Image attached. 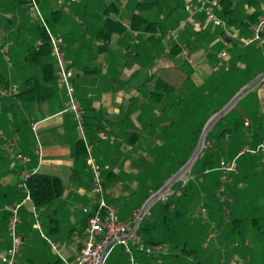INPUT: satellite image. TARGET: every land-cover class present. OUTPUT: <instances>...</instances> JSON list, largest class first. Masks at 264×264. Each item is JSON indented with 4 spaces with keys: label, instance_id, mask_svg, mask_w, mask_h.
<instances>
[{
    "label": "crops",
    "instance_id": "1",
    "mask_svg": "<svg viewBox=\"0 0 264 264\" xmlns=\"http://www.w3.org/2000/svg\"><path fill=\"white\" fill-rule=\"evenodd\" d=\"M38 1L46 20L55 14L54 22L48 25L54 29L53 34L63 40V51L74 72L76 95L86 116L93 156L102 166L109 167L104 171L107 199L123 220L140 212L150 198L141 202L144 197L143 192L139 193V187L148 176L150 163L157 158L159 147L175 144L177 140L183 142L187 131L203 120L204 114L211 115L216 109L213 101L225 87L228 86L224 101L227 106L245 86L264 75V46L243 45V41L252 36L258 18L264 15V0H231L227 11L232 24L223 18L220 2L217 14L226 22L225 28L214 27L202 14L190 17L185 9L189 0H185L182 16L174 25L187 19L189 25L171 39L166 38L167 31L178 25L163 32L156 25L148 32H137L131 27L135 14H142L154 23L152 5L157 3L154 0H82L80 4L71 5L67 0L64 5H59L60 0ZM29 3L30 0H0V80L3 81L0 85V259L10 245L8 215L2 208L24 198L25 190L19 187L22 173H32L38 168L37 173L60 178L65 189L62 198L48 207L37 210L32 201L25 205L20 226L24 238L22 252L26 257L22 264H64L34 225L38 220L42 233L57 243L62 255L72 261L85 241L87 218L95 210V197L87 160L76 157L80 140L73 117L63 113L65 96L58 86L52 54L50 58L42 59V63L31 56V50L39 49L43 41L41 27L31 20ZM137 3L144 5L137 8ZM107 17L119 20L125 30L114 33L109 44L101 49L104 42L98 39L97 33ZM175 45L180 48L178 54L164 53L167 47L173 49ZM184 47H188L195 58V67L182 57ZM223 52L227 53L226 58L221 57ZM43 64L52 65L53 71L45 70ZM221 64L228 66V70L220 67ZM249 74L257 77L247 83ZM52 76L54 81L46 80ZM159 82L168 87H158ZM35 85L36 89L29 93ZM34 123L38 124L37 135L32 130ZM226 129L229 131L224 133ZM15 136L18 137V149L9 153L4 145ZM36 137L43 152L41 164ZM211 141L215 146L219 145L223 154L221 159L230 160L244 149L255 148L264 142V78L223 117ZM17 151L29 162L24 164L18 159ZM243 157L236 160L237 185L229 196L223 195L227 205H232L228 208L229 220L231 218L241 226L246 220L239 212V208H243L239 201H247L246 205L254 209L257 216L253 222L258 223L259 216L263 220L261 204L253 199V194L259 196L258 193L264 192L261 190L264 186L263 159L253 155L251 159ZM259 171L261 178H258ZM189 173L183 186L189 180H198L194 171ZM202 181L205 187H210L211 181H208L209 185ZM145 192L156 193L151 186ZM174 193L172 187L165 198L171 199L168 213L178 215L181 230L178 229L174 237L168 235V240L173 243L153 246L147 245L137 230L136 240L131 245L133 251L141 253L139 264H182L180 259L185 256L175 257L185 247L191 232L189 219L196 222L200 231L208 226L206 233L198 238V246L207 248L202 240L218 220L221 201L213 197L214 201L206 205L204 200L209 193L205 190L201 192L200 202L197 198L195 203L187 198L179 200L173 197ZM215 201H218V208H211ZM164 202L165 199L155 202L147 215ZM202 210L206 213L199 216ZM29 215H33L31 223L27 220ZM62 218L68 230L61 228ZM115 247L108 260L113 257ZM143 248H150L152 253L143 252ZM122 256L124 259L125 254ZM120 262L130 264L127 260ZM17 264H20L19 260Z\"/></svg>",
    "mask_w": 264,
    "mask_h": 264
},
{
    "label": "built area",
    "instance_id": "2",
    "mask_svg": "<svg viewBox=\"0 0 264 264\" xmlns=\"http://www.w3.org/2000/svg\"><path fill=\"white\" fill-rule=\"evenodd\" d=\"M221 1L222 0H189L185 6V9L190 17H193L197 14H202L214 27L225 28L227 25L226 22L223 21L217 14V6ZM81 2L82 0H67V3L70 5L80 4ZM58 3L59 5H64L65 2L64 0H60ZM29 6L32 22L42 27L48 35L51 45V54L57 67L56 76L58 86L63 91L65 96L63 113L71 115L76 123V130L79 136V140L83 143L86 150V160L88 164V170L92 179V191L95 197V210L88 215L85 241L82 248L80 249L79 255L74 260L70 261L66 259L62 255L60 246L42 233L41 226L38 220L34 225V229L40 232L41 237L50 244L52 250L59 257V259L63 261L64 264H108L110 253L116 245H122L125 248V252L130 255V264H138L133 254V247L131 245V242L134 243L136 240V233H134V229L137 222L139 221L140 212H136L130 218L123 220L120 218L119 212L116 207L108 201L105 188L104 171L108 170L109 167L102 166L93 156L92 147L90 146L87 137V123L84 111L76 95L74 72L71 70L69 62L66 59L65 53L63 51V40L62 38L57 37L53 34L42 14L39 1L30 0ZM188 25V19L180 21L179 25L176 28L169 29L167 31L166 38L171 39L175 36L180 35L184 28H186ZM243 45L245 47L256 45L260 48L264 46V15L258 18L253 27L252 36L244 40ZM228 47L231 48V44H228ZM171 52V47H167L164 50V53L167 55L171 54ZM181 55L192 67L196 66V60L188 47H184L181 50ZM226 56V52H223L221 54L222 58H226ZM220 67H225V69L228 70V66L224 64H221ZM245 124L248 125V122H246ZM37 125L38 124L36 123L32 125V130L36 135ZM37 142V156L39 164H41L43 161V152L41 143L38 138ZM4 147L9 153L15 152L18 149V137L15 136L8 140ZM244 153H249L253 156H264V142H262L255 148L244 149L234 160L227 161L226 159H221L218 170L222 174V185L219 187L217 193L221 204H227V200L223 197L225 193V185L226 183L230 182L229 176L232 173L237 172L236 160L239 157L243 156ZM16 157L22 160L24 164L29 162V159L25 157L21 152H18L16 154ZM262 159L264 162V157ZM38 170L39 169L37 168L32 173H22L19 187L25 190L24 198L18 203L7 205L2 208L8 215V229L11 242L10 247L6 250V252L0 259L1 264H17L21 249L24 245V238L20 232L21 210L23 206L32 201L27 182L30 179L31 175L37 173ZM165 197L166 195L161 199L166 200ZM148 211L145 216L148 214ZM85 212L87 211L85 210ZM205 213L206 210H202V212L198 215H204ZM36 218H38V216H36ZM228 219V209L224 207L223 220L228 221ZM212 228L214 230L209 234V237L206 239L204 244L206 247L208 246V243L210 241L215 240L218 237L215 223L213 224ZM142 251L148 254L152 253V250L150 248H143ZM242 263L243 262L236 258H233L230 261V264Z\"/></svg>",
    "mask_w": 264,
    "mask_h": 264
},
{
    "label": "trees",
    "instance_id": "3",
    "mask_svg": "<svg viewBox=\"0 0 264 264\" xmlns=\"http://www.w3.org/2000/svg\"><path fill=\"white\" fill-rule=\"evenodd\" d=\"M230 2H231V0H222L221 1V4L223 6V10H224L222 16L224 19H226L228 24H232L230 12L227 11L228 10L227 4ZM142 5H144V4L137 3L136 7L139 8ZM109 10H110V8H108L107 13ZM53 17H55V14H52L51 19ZM51 19L48 18V20H46L47 23H49V24L53 23L54 21H53V19L52 20ZM154 25H155V23L149 22V20L146 19V17H144L142 14H135L133 16L132 22H131L132 29L134 31H137V32H141V31L148 32L150 27L154 26ZM40 30H41V39H42L43 43L39 47V49H32L31 50V56H35L42 63V61H43L42 59H48L51 57V45H50V41H49L48 35L45 32V30L42 27ZM124 30H125V28L119 20H113V19L107 17L103 27L97 33L98 39H100L101 41L104 42V46L101 49H104L109 44L110 38L114 33L122 32ZM164 34L165 33H163L162 35H164ZM179 52H180L179 46L175 45V47L172 49L171 54L175 55V54H178ZM43 68L45 70L50 69V71H53L52 65H50V64L49 65L43 64ZM256 77L257 76L254 74H249L246 76V80H247L246 82L250 83V82L254 81L256 79ZM54 78L55 77L52 76L50 79L46 78V80L54 81ZM2 83H3V81L0 80V85ZM35 84L37 85V83H35ZM36 85L34 87H31L28 90V92L31 93V91H34L33 89H36L35 88ZM158 87L167 88L168 85L163 83V82H159ZM37 101H40V99H38V97H37ZM224 106H225V104H223L219 108L213 110L211 115L209 117H207L206 119L201 120L199 122L197 121V125L193 126V129L190 130V133H189L190 141L188 143L184 144V148L187 149V154H186V158L184 160H182V162H181V166H180L181 168L193 156V154H194V152L198 146L201 134L203 132V128H204L205 124L207 123V121L209 120V118L211 116L215 115L217 112L221 111L224 108ZM222 119L208 133V135L206 137L205 148H204L203 152L201 153L197 162L192 167L191 172L196 170L198 176H201V177L209 176V174H211L213 171L220 172L218 170V168H219L221 159L217 160V158H216V151L217 150L215 149V144L211 140L214 136V133H215L217 126L221 123ZM227 131H229V129L224 130V133ZM76 157L82 158V160L85 159V161H86V150H85V147H84L82 142L78 143L77 150H76ZM171 177H172V174L169 177L165 178L164 181L155 183L153 186H151L152 191L157 192L158 190H160L165 185L166 181H168ZM27 183H28V188H29L30 193H31L32 202H33V204L37 210L48 207L54 201L62 198V196L64 194L65 188H64V185L62 183V180L56 176H50V175H45V174H41V173H35V174L31 175V177ZM173 188L175 189V193H174L173 197H177L179 200H182L184 198L191 200L192 198H194L196 196V192H195L196 184L193 180H189L184 186H183L182 181L178 182L173 186ZM205 189L207 192H208V190H210L209 187H207ZM178 193H181V194H178ZM150 196H151V194L149 195V192H146L144 195V198L141 200V202H145ZM171 204H172L171 199L169 200V198H167L166 202L156 206L154 209H152V211H150L149 215H147L146 217H144L142 219L137 233H138V235L142 236L145 239V242L147 245L153 246V245H158V244L162 245V244L173 243L172 241L168 240V235H170V237L171 236L174 237L175 236L174 234H176L178 232V229L181 230V227H180L181 222L179 220L180 218H177L178 215L172 216L170 213H168V209L171 206ZM224 207H226V209L231 208V206H229V204L228 205L222 204L221 205L222 211H223ZM160 208H161V210H160ZM158 210H160V211H158ZM157 212H158V215H156ZM87 221H88V218H87ZM188 222H189L188 226L190 227L191 232L189 233L188 238H186V240H185V247L182 248V250L179 252L178 255H176L175 259H179V258H182L184 256H188V257L195 260L193 255L198 250L197 247L200 243V242H198V238H199L200 234L204 235V233H206V229L208 227L207 225L204 224L205 227H203L202 230L200 231L196 227V222L193 223V221L191 219H189ZM216 222H215L216 223V230L218 233H221L223 231V229H225V227H226L225 223H223V220L220 223L218 222V220ZM229 225H230L229 226L230 234L232 232L233 233L234 232H238V233L241 232L242 233L243 227L239 224L237 225L236 221H231ZM22 229H23V225H22ZM260 240L262 242H264V235H263V238ZM202 241H201V243H202ZM248 261L251 263V261H252L251 257H248ZM197 264H199V262ZM255 264H264V256L262 257V260L260 261V263H255Z\"/></svg>",
    "mask_w": 264,
    "mask_h": 264
},
{
    "label": "rangeland",
    "instance_id": "4",
    "mask_svg": "<svg viewBox=\"0 0 264 264\" xmlns=\"http://www.w3.org/2000/svg\"><path fill=\"white\" fill-rule=\"evenodd\" d=\"M154 1H157V3L152 5L153 7L152 19L155 25L158 27V30L160 32H163L166 29H168V27H172V28L176 27L178 24L174 25V22L177 21L182 16L185 0H154ZM148 3H151V2L148 1ZM96 13L98 14V12ZM76 24L78 25V23ZM52 30L54 29L52 28ZM227 92H228V86L218 93L219 97L215 98L216 103H214L215 101L214 100L212 104L214 105V109L215 108L217 109L221 105L224 104V101L227 97ZM209 116H210L209 113L204 114L203 120ZM194 125H197V122ZM192 129L193 127L189 129V131H187L188 135L185 136V139L183 140V142H178L177 140V142L175 141V144H168V145L159 147V149L157 150V153H158L157 158H154L152 162L150 163L151 168L148 172V176L143 178L144 182H142V184L139 187V193L143 192V197H144V194L146 193L145 190H147L149 186H153L157 182L164 181L165 178L169 177L171 174L172 176H174L181 169L180 167L181 162L182 160L186 158V154H187V149L184 148V144L190 141L189 133H190V130ZM219 148H220L219 145L215 146V149L217 150L216 151L217 160L221 159L223 156ZM243 156H244L243 158L251 159L250 157L252 155L249 153H246V154L244 153ZM263 157H264L263 155L260 156L261 159ZM225 159L227 161H231L230 159H227V158ZM194 174L197 175L196 170L194 171ZM238 174H239V171L232 173L229 176L230 182L226 183L225 185V193H224L225 196H229L231 189L234 187V185H237ZM189 177H190V173H187L183 177L182 182H186ZM261 177H262V174H261V171H259L258 178H261ZM197 179L198 180L194 181L196 184V188H195L196 196L190 200L191 203H195L197 198H198V202H200V199H201L200 196H201L202 190L206 191L205 188L207 187H205L202 180L206 181L208 185H209L208 181H211L210 182L211 185L209 187L210 190H208V192L206 191V193H209L208 197L204 200L207 203L206 205L214 201L212 199L214 196L213 195L214 193H215L214 197H216L217 200H220L217 197V191L219 190V187L222 185L220 172L213 171L211 174H209V176H204V177L197 175ZM243 180H245V178L244 179L242 178V181ZM260 183H263V181L261 180ZM261 190H264V186L261 187ZM256 195L257 194L255 193L253 194V199L258 200L259 203L261 204L260 208H261V214H262L261 216L263 220L259 219L260 217L259 216L258 223H254L253 218H256L257 213H255L254 209H252L251 206L248 207L246 205L247 201L246 202L244 200L239 201V203H242V206H243V208H239V212L242 214L241 217L245 218L246 221L244 225L242 226L243 227L242 233L232 232L230 234L229 224L231 222V218L230 220L228 219V221H224L223 220L224 211H221L220 213V211L218 210L220 214L218 217V222L220 223L223 220V223H225V226H226L225 229H223V231L221 232L222 234H220L221 236H219L218 242H215V240L210 241L206 249H202L200 246H198L197 252L193 255L195 260L188 256H185L183 259L180 260V262L182 264H197L198 262H200L201 264H230V261L233 258H236L240 260L241 262H243L242 264L260 263V261L262 260V257L264 256V242L260 240L263 238V235H264V192H260V194L258 193L259 196H256ZM217 202L218 201H215V205H212L211 208H215V206H217ZM247 204L249 205V203ZM229 206L232 207L231 204H229ZM25 209H26V206H23L21 212L24 211ZM29 216L30 218H28L27 220H28V223H31V218H33V215H29ZM64 221L65 220L63 218L60 219L62 229L67 228V224ZM46 229L45 231L47 233ZM66 230H68V228ZM213 230L214 229L212 228L211 231H208L206 236L203 238L204 247H205L204 244H205L206 239L209 237V234ZM185 233L186 235L188 234L187 231ZM43 246H45V244ZM46 246L48 248V245ZM217 247L219 248L218 250H217ZM115 248H116V251L113 257H111L110 260H108V264H124L123 262H120V261H124V260L129 261L130 255L125 252L124 247L122 245H116ZM22 250L23 248L21 249V253H20L21 257L19 256L20 259L18 258V260L20 261V264L24 263V261L26 260V257L25 258L23 257L24 255H23ZM122 254H125L124 259H123ZM133 254L137 262L138 257L139 255H141V253H139L137 250H134ZM186 257L189 258L190 261ZM248 257H251L252 259L251 263L248 261Z\"/></svg>",
    "mask_w": 264,
    "mask_h": 264
},
{
    "label": "water",
    "instance_id": "5",
    "mask_svg": "<svg viewBox=\"0 0 264 264\" xmlns=\"http://www.w3.org/2000/svg\"><path fill=\"white\" fill-rule=\"evenodd\" d=\"M264 78V75L261 76L260 78H257L253 83L249 84L248 86H245L232 100L231 102L225 106L221 111L217 112L215 115H213L205 124L204 128H203V132L201 134L198 146L193 154V156L191 157V159L160 189L158 190L156 193H154L153 195L150 196V198L145 202V204L143 205V207L140 210V217H139V221L137 222L135 229H134V233H136V231L138 230L140 223L142 221V219L144 218L145 214L147 213V211L150 209V207L157 202L158 200H160L161 198H163L170 189H172V187L178 183L181 182L183 177L189 173L192 170V167L194 166V164L197 162V160L199 159L201 153L203 152L204 148H205V144H206V137L208 135V133L214 128V126L226 115L228 114L236 105V103L238 102V100L246 93L248 92V90L255 85L256 83H258L260 80H262Z\"/></svg>",
    "mask_w": 264,
    "mask_h": 264
}]
</instances>
